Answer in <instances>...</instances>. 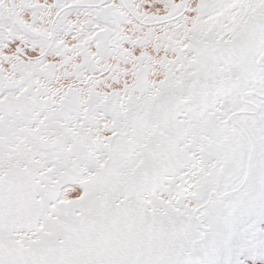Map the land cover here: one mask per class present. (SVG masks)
Instances as JSON below:
<instances>
[{
	"label": "snow or ice",
	"instance_id": "obj_1",
	"mask_svg": "<svg viewBox=\"0 0 264 264\" xmlns=\"http://www.w3.org/2000/svg\"><path fill=\"white\" fill-rule=\"evenodd\" d=\"M0 264H264V0H0Z\"/></svg>",
	"mask_w": 264,
	"mask_h": 264
}]
</instances>
